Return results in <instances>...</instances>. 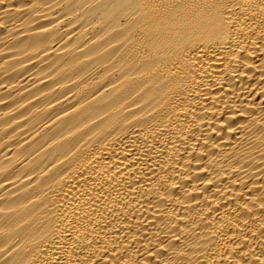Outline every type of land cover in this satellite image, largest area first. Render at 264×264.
<instances>
[{"label":"bare ground","instance_id":"6f19581e","mask_svg":"<svg viewBox=\"0 0 264 264\" xmlns=\"http://www.w3.org/2000/svg\"><path fill=\"white\" fill-rule=\"evenodd\" d=\"M0 264H264V0H0Z\"/></svg>","mask_w":264,"mask_h":264}]
</instances>
